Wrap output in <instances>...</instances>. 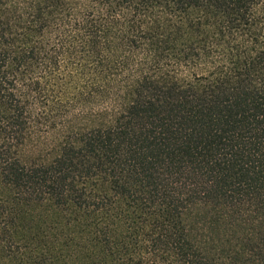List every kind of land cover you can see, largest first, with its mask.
I'll return each instance as SVG.
<instances>
[{
  "label": "trees",
  "instance_id": "16d2710c",
  "mask_svg": "<svg viewBox=\"0 0 264 264\" xmlns=\"http://www.w3.org/2000/svg\"><path fill=\"white\" fill-rule=\"evenodd\" d=\"M0 264H264V0H0Z\"/></svg>",
  "mask_w": 264,
  "mask_h": 264
}]
</instances>
